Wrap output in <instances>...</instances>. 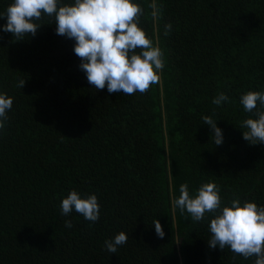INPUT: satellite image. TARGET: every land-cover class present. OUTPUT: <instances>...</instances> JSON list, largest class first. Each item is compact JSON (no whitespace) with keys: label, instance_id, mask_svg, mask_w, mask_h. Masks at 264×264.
Masks as SVG:
<instances>
[{"label":"trees","instance_id":"trees-1","mask_svg":"<svg viewBox=\"0 0 264 264\" xmlns=\"http://www.w3.org/2000/svg\"><path fill=\"white\" fill-rule=\"evenodd\" d=\"M12 2L0 0V12ZM134 2L163 52L159 83L146 93L97 91L75 40L58 35L51 17L21 40L0 27V94L13 100L0 128V264H254L208 246L216 213L193 221L172 200L181 185L195 196L211 182L221 207L233 199L264 207V144H249L240 128L256 118L240 96L264 91V0H155L158 22L151 0ZM221 92L229 99L217 106ZM204 116L217 120L221 145ZM72 190L97 196L96 222L61 214ZM121 231L127 243L109 253L105 241Z\"/></svg>","mask_w":264,"mask_h":264},{"label":"clouds","instance_id":"clouds-1","mask_svg":"<svg viewBox=\"0 0 264 264\" xmlns=\"http://www.w3.org/2000/svg\"><path fill=\"white\" fill-rule=\"evenodd\" d=\"M149 8L153 20L158 22L160 10L155 0H151ZM143 15L144 9L134 0H74L72 4H62L60 0H13L5 12H0V18L7 20L0 27L11 33L14 40H21L25 36H35L42 25L38 21L45 16L53 18L56 33L75 40L73 51L92 87L98 91L107 86L109 93L132 95L146 93L151 85L158 84V72L164 67L162 50L139 26ZM171 30L169 22L164 35H169ZM24 85L25 80L21 79L18 86L23 88ZM228 99L221 92L212 103L219 106ZM258 103L264 106V91H248L240 96V104L246 112L255 110L256 118H247L240 126L246 129L243 139L252 145L264 144V110L257 107ZM12 105L11 97L0 94V128L4 127ZM203 121L211 127L214 144L221 145L223 132L217 120L204 116ZM219 192V186L209 182L203 184L195 196H190L187 186L181 185L180 194L172 204L181 213L190 214L193 221L203 220L205 213H216L209 224L208 246L213 249L219 246L221 250L228 247L245 259L255 257L254 264H264V207L249 201L242 204L239 199H233L230 206L221 207ZM60 209L65 216L75 210L90 222L99 219L95 194L82 198L72 190L62 199ZM153 224L157 237L163 239L165 233L160 221L156 219ZM65 226L73 225L69 220L65 221ZM127 240V234L121 231L105 241L106 249L116 253Z\"/></svg>","mask_w":264,"mask_h":264},{"label":"water","instance_id":"water-1","mask_svg":"<svg viewBox=\"0 0 264 264\" xmlns=\"http://www.w3.org/2000/svg\"><path fill=\"white\" fill-rule=\"evenodd\" d=\"M181 249V241L179 240V243H178V250Z\"/></svg>","mask_w":264,"mask_h":264}]
</instances>
